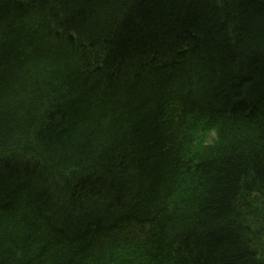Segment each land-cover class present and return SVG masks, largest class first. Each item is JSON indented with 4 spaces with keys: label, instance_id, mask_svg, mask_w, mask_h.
I'll use <instances>...</instances> for the list:
<instances>
[{
    "label": "trees",
    "instance_id": "1",
    "mask_svg": "<svg viewBox=\"0 0 264 264\" xmlns=\"http://www.w3.org/2000/svg\"><path fill=\"white\" fill-rule=\"evenodd\" d=\"M7 148L0 264H264V0H0Z\"/></svg>",
    "mask_w": 264,
    "mask_h": 264
},
{
    "label": "bare ground",
    "instance_id": "2",
    "mask_svg": "<svg viewBox=\"0 0 264 264\" xmlns=\"http://www.w3.org/2000/svg\"><path fill=\"white\" fill-rule=\"evenodd\" d=\"M64 24H65V22L62 24V29H63V25ZM62 29H60V30H62ZM173 34L179 40V42H181V43H184L185 41H187V42L189 41L188 39L184 38V35L180 31H174ZM163 36L165 38L164 37H160V38H157V40H166V36L165 35H163ZM175 37L173 39H175ZM86 46H87V49L90 51V49H91L90 44H88ZM191 55L192 54H191V50L190 49L185 50V51L182 52V56H183L182 59H183V63L184 64H186L189 60H191ZM99 60H101V59H99ZM99 60L97 59V57L96 58L94 57V59L93 60L91 59L90 62H89V67L92 68L93 73H101L103 71L104 63L99 62ZM102 61H103V59H102ZM117 68H118V66L116 68H114V69H110L109 70L110 74H112L113 71L115 69H117ZM151 70H154L157 73L156 74L157 75L156 79H160V80H162V79L168 80L169 79V81H172V83L177 80V76L176 75L180 76V74H176L175 71H168V70L164 69L163 67L157 66V65L155 66V68H153ZM122 73L126 74V72H122ZM124 74H122L121 76H123ZM201 137L203 138L202 141H203L204 144H206V145L212 144V140L218 138L217 129L212 127V126L206 125L205 130H203L201 132ZM14 151L15 150H12L11 148H7L0 154V157H9V158H11L14 165H19V163L24 164L25 160H23L22 155L14 153ZM61 166H63V165H61ZM69 168H71V167L69 166ZM59 171L62 172V169H59ZM87 171L89 172V171H92V170H87ZM63 173H65V175H69L70 169H63ZM100 175H102V171H100ZM50 186H51V184H50ZM65 187L66 188L69 187L71 189L72 185L71 184H67V185H65ZM202 192H204L203 189H202ZM257 205H258L257 211L261 215L260 216L261 217L260 220L264 221V205L261 204V203H257ZM180 233H183V231L181 230ZM152 234H153V236H156L157 234H160V230L158 229L157 231H155L153 229Z\"/></svg>",
    "mask_w": 264,
    "mask_h": 264
},
{
    "label": "rangeland",
    "instance_id": "3",
    "mask_svg": "<svg viewBox=\"0 0 264 264\" xmlns=\"http://www.w3.org/2000/svg\"><path fill=\"white\" fill-rule=\"evenodd\" d=\"M210 138H211V137H210ZM202 139H203V138H202V137H200L199 143L203 142V141H202ZM199 143H198V142H196V146H197V147H199V146H200V144H199Z\"/></svg>",
    "mask_w": 264,
    "mask_h": 264
}]
</instances>
